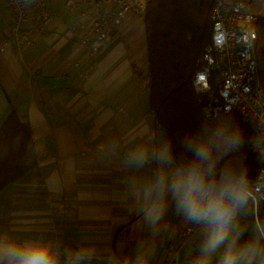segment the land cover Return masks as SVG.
Wrapping results in <instances>:
<instances>
[{
    "label": "crops",
    "instance_id": "0c3cea01",
    "mask_svg": "<svg viewBox=\"0 0 264 264\" xmlns=\"http://www.w3.org/2000/svg\"><path fill=\"white\" fill-rule=\"evenodd\" d=\"M64 1L51 0L55 23L21 55L14 43L1 51L12 17L0 0V129L15 110L38 156L35 169L0 193V237L50 242L59 264L161 263L186 228L197 237L201 225L177 211L171 191L179 168L150 109L143 17H129L93 55Z\"/></svg>",
    "mask_w": 264,
    "mask_h": 264
},
{
    "label": "trees",
    "instance_id": "16d2710c",
    "mask_svg": "<svg viewBox=\"0 0 264 264\" xmlns=\"http://www.w3.org/2000/svg\"><path fill=\"white\" fill-rule=\"evenodd\" d=\"M216 2L157 0L142 15L150 74V109L167 134L179 169L195 162L192 141H206L212 146L211 156L216 161L212 175L217 180L226 169L246 171L251 179L264 168L256 125L236 112L219 119H205L203 98L193 85L199 58L210 41V16ZM255 28L257 60L264 84L263 17L255 22ZM234 130L241 134V143L226 150L225 142ZM37 165L32 128L14 110L0 129V193ZM205 239L204 236L197 243L193 264H197Z\"/></svg>",
    "mask_w": 264,
    "mask_h": 264
},
{
    "label": "built area",
    "instance_id": "2783aa9c",
    "mask_svg": "<svg viewBox=\"0 0 264 264\" xmlns=\"http://www.w3.org/2000/svg\"><path fill=\"white\" fill-rule=\"evenodd\" d=\"M157 0H65L63 11L75 16L81 44L95 55L121 29L129 17L141 16ZM12 17L9 39L1 51L14 43L21 55L29 52L55 23L58 11L51 0H5ZM210 41L199 58L193 85L202 96V112L207 120L239 113L256 125L264 156V84L256 53L258 40L250 0L226 3L217 0L211 16ZM37 62H34L36 64ZM203 77V79H201ZM252 205L257 225L264 210V168L251 178ZM197 235L186 228L176 246L168 247V256L158 264H185L181 249Z\"/></svg>",
    "mask_w": 264,
    "mask_h": 264
},
{
    "label": "clouds",
    "instance_id": "9594fccd",
    "mask_svg": "<svg viewBox=\"0 0 264 264\" xmlns=\"http://www.w3.org/2000/svg\"><path fill=\"white\" fill-rule=\"evenodd\" d=\"M241 140L239 131H232L225 149L238 146ZM192 146L195 162L177 170L171 191L177 201V211L188 221L201 225L206 237L197 264H209L222 245L217 264H252L260 251L258 241L238 247L240 231L236 230L240 213L248 208L253 198L251 179L246 171L226 169L217 180L212 175L216 163L211 156L212 146L206 141L195 140ZM134 158L142 161L144 154L134 155ZM161 158H171L168 146L162 148ZM163 182L164 178L162 185ZM161 212L156 213V219ZM0 264H59V251L50 242L21 241L5 233L0 237ZM135 264H146V261L138 258Z\"/></svg>",
    "mask_w": 264,
    "mask_h": 264
},
{
    "label": "rangeland",
    "instance_id": "374dc122",
    "mask_svg": "<svg viewBox=\"0 0 264 264\" xmlns=\"http://www.w3.org/2000/svg\"><path fill=\"white\" fill-rule=\"evenodd\" d=\"M224 1L226 3H230V2H233L234 0H224ZM256 1H258L257 12H260V15L264 16V0H256ZM259 5H260V9H259ZM0 19H1V17H0ZM122 27H121V29H122ZM121 29H120V31H121ZM0 93H1V90H0ZM3 105H4L3 102H0V107H3ZM257 148H259V147H257ZM260 221H261V228H262L261 230L262 231L260 230V228L257 225L256 219L254 217L253 205L251 202H250L248 208L245 211H242L240 213V216L237 219V229L236 230L240 231V237H239V240L237 242V246L242 247V246L249 244L253 241H258V248L260 249V251L258 252L256 258L253 260L252 264H264V234H262V233H264V210L261 214ZM236 230H234L233 235H234ZM204 236L205 235H204V232H203L202 226H201V233L196 238H194L189 244H187V246L183 249L182 259L185 261L186 264H193V261H194L193 258L195 256V253L197 250V243ZM231 239H232V235L229 236V240H231ZM223 247L224 246L222 245L221 249L217 253L212 255V257L209 260V264H217V260H218L219 255H220V251L223 250Z\"/></svg>",
    "mask_w": 264,
    "mask_h": 264
},
{
    "label": "snow or ice",
    "instance_id": "6c2138e0",
    "mask_svg": "<svg viewBox=\"0 0 264 264\" xmlns=\"http://www.w3.org/2000/svg\"><path fill=\"white\" fill-rule=\"evenodd\" d=\"M201 79H203V77H201Z\"/></svg>",
    "mask_w": 264,
    "mask_h": 264
}]
</instances>
